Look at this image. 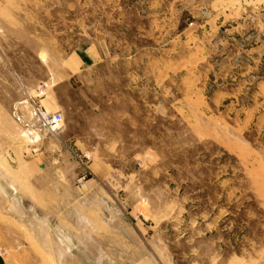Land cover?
<instances>
[{"label": "rangeland", "instance_id": "rangeland-1", "mask_svg": "<svg viewBox=\"0 0 264 264\" xmlns=\"http://www.w3.org/2000/svg\"><path fill=\"white\" fill-rule=\"evenodd\" d=\"M237 1L0 0V264H264V136L192 83ZM31 98L65 120L33 146Z\"/></svg>", "mask_w": 264, "mask_h": 264}, {"label": "crops", "instance_id": "crops-1", "mask_svg": "<svg viewBox=\"0 0 264 264\" xmlns=\"http://www.w3.org/2000/svg\"><path fill=\"white\" fill-rule=\"evenodd\" d=\"M237 3L221 14L201 9L204 30L198 29L193 37L208 42L198 45L204 54L193 63L192 83L208 111L226 128L242 136H264V0ZM66 138L80 149L75 135Z\"/></svg>", "mask_w": 264, "mask_h": 264}, {"label": "built area", "instance_id": "built-area-1", "mask_svg": "<svg viewBox=\"0 0 264 264\" xmlns=\"http://www.w3.org/2000/svg\"><path fill=\"white\" fill-rule=\"evenodd\" d=\"M29 120L26 121L25 116L17 115V119L19 122H31V126L27 124L26 126L29 128L28 136L30 137V141L33 145H37L40 141V136L44 133L57 135L65 129V120L62 113H50L47 112L36 100V98H31L29 101ZM18 112V111H17ZM19 113V112H18ZM34 152L39 151V147H34ZM86 159H89L87 155H85Z\"/></svg>", "mask_w": 264, "mask_h": 264}, {"label": "bare ground", "instance_id": "bare-ground-1", "mask_svg": "<svg viewBox=\"0 0 264 264\" xmlns=\"http://www.w3.org/2000/svg\"><path fill=\"white\" fill-rule=\"evenodd\" d=\"M13 188L15 190H17V187L16 185H13ZM13 206H14V211L16 210V213L18 214L17 217L20 215V210H22V213L21 214H24V210L23 208L21 207V205H19L18 201H16V199L13 200ZM23 216V215H22ZM60 255V254H59ZM61 257H63V254L60 255Z\"/></svg>", "mask_w": 264, "mask_h": 264}]
</instances>
